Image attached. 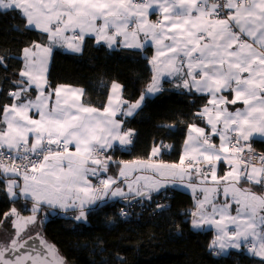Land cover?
Instances as JSON below:
<instances>
[{
  "label": "snow or ice",
  "instance_id": "6c2138e0",
  "mask_svg": "<svg viewBox=\"0 0 264 264\" xmlns=\"http://www.w3.org/2000/svg\"><path fill=\"white\" fill-rule=\"evenodd\" d=\"M154 5L162 19L150 23L148 12ZM9 12H17L25 28L46 34L48 46L30 42L21 50L24 68L9 92L13 102L0 105V175L10 197L33 201L32 216L24 218L16 208L4 213L6 218L15 217L16 231L11 239L0 242V264H64L51 246L47 251L51 262L39 252L33 255L28 251V240L21 235V221L24 227L36 224L42 204L78 210L75 219L82 220L89 206L97 202L129 194L151 199V193L166 189L169 179L183 182L193 172L200 185L209 184V176L211 184L199 189L203 197L197 200V212L192 213L193 227L215 225L218 236L213 245L219 244V252L246 246L249 254L264 264V191L257 193L241 186L264 189V153L251 146L256 138L264 141V0H0V14ZM139 33L155 43L150 62L157 75L125 115L131 116L149 96L162 91L159 77L165 72L182 77V86L189 91L195 89L211 98L195 114L206 119L205 127L189 125L178 165L143 161L123 164L119 176L126 180L136 170L152 173L135 176L137 184L145 182L147 192L134 189L128 182L126 193L114 187L117 180L112 177L100 179L98 185L89 179L108 171L112 162L106 155L109 150L117 144H132L134 133L124 131L115 119L119 104L113 105L110 97L103 114L84 107L75 92L68 97L70 89L48 91L46 73L54 45L80 53L87 37L112 47L122 36L125 47L140 48ZM6 59L0 54V66L6 67ZM120 87L113 83V94ZM34 90L37 94L33 98ZM237 103L244 107L229 111V106ZM214 136L219 137V147L212 142ZM160 150L153 148L152 155ZM16 160L20 163H14ZM222 161L230 170L218 177L216 166ZM186 162L188 167H184ZM188 186L197 189V185ZM221 191L224 200L217 203ZM233 205L235 215L231 214ZM164 207L157 205L158 209ZM120 215L126 213L121 211ZM229 225L234 228L231 235Z\"/></svg>",
  "mask_w": 264,
  "mask_h": 264
},
{
  "label": "trees",
  "instance_id": "16d2710c",
  "mask_svg": "<svg viewBox=\"0 0 264 264\" xmlns=\"http://www.w3.org/2000/svg\"><path fill=\"white\" fill-rule=\"evenodd\" d=\"M24 24L17 12L0 14V54L7 57L6 67L0 66V105L13 102L9 92L24 67L21 50L30 42L47 41L44 34ZM151 54V46L111 49L88 37L81 54L55 49L47 90L53 91L59 84L81 86L84 103L101 110L112 83L119 82L124 87V101L134 103L152 82ZM208 101L203 94L164 82L162 91L149 96L134 117L122 118L134 138L131 145L112 152L119 160L111 162L104 174L118 176L124 161L147 159L158 145L164 146V161L177 163L189 125L204 124L195 114ZM255 147L264 151V142L255 141ZM125 199L133 200L125 203ZM195 201L189 191L168 186L159 194L151 193V199L131 195L98 202L82 220H76L74 212H57L41 221L40 230L67 264H260V258L248 254L245 248L218 254L211 246L214 231L192 225ZM157 205L165 207L158 209ZM13 206L29 213L33 201L22 197L12 200L5 181L0 180V227L6 219L4 213ZM124 209L129 210L128 215L121 216ZM45 211L42 206L41 214Z\"/></svg>",
  "mask_w": 264,
  "mask_h": 264
},
{
  "label": "crops",
  "instance_id": "0c3cea01",
  "mask_svg": "<svg viewBox=\"0 0 264 264\" xmlns=\"http://www.w3.org/2000/svg\"><path fill=\"white\" fill-rule=\"evenodd\" d=\"M134 2H136V0H134ZM147 19H148V21H149L150 23H157L159 20L162 19V14L160 13L159 9L155 7V5H154V7H153L152 9H149ZM132 27L134 28L135 25H132ZM31 29H34V30L40 32L38 29H35V28H31ZM40 33H41V32H40ZM44 35L46 36V34H44ZM68 35H71V33H68ZM87 38H88V37H87ZM90 38H92V37H90ZM93 39H94V38H93ZM117 39H118V41H119L117 44H114L112 47H109V46H108V47L111 48V49H116V48H118L119 46H121V47H123V48L133 49V48L125 47V46L123 45L122 41H123L124 38H123L122 36H121V37H118ZM94 40H95V39H94ZM95 41H96V40H95ZM137 41L143 45V46L140 47L139 49H143V48H146V47H148V46H151V47H152V54H151V57H150V61H151V60H152V57L155 55V52H156V46H155V43L151 40L150 36H149L148 38H145V36H144L143 33H139V34H138ZM132 42H133V41L131 40V37H130V38H129V43H132ZM37 43H42V42H37ZM96 43H97V42H96ZM101 43H104V42H101ZM101 43H98V44H101ZM42 44H44L45 46H48V45H47V41H46L45 43H42ZM52 47H53V51H52V54H51V56H50V58L48 59V62H47V73H46L47 85H48V77H49V72H50V68H51V64H52V59H53V54H54L55 49L60 48V49H63L64 51H66V52H70L67 48H65V47H61V46H59V45H54V46H52ZM82 51H83V48H82ZM82 51H81L80 53H75V54H81ZM71 53H73V52H71ZM151 64H152V63H151ZM23 68H24V67H23ZM152 71H153V76L157 75L156 69L154 68L153 65H152ZM161 71H165V69H164L163 66H161ZM159 79H160V83H161L162 88H163V84H164V82H169L171 85H174L175 87H177V85H180L179 87H177V88H179V89L188 90V89H186V88H184V87L182 86V84H183V78L180 77V76H169V75H167L166 72H165V74L162 75V76H160ZM113 83H116V84L120 85L121 87H120V89H119L115 94H113V92H112V85H111V87H110V93H109L108 100H107V103H106L105 107H108V106H109V98L111 97V100H112L113 105H115V104H119V110L116 112L115 119H116L118 122L121 123V125H122V129H123L124 131L131 130V129H127L126 127H124V123H123L122 118H124V117H130V118H131V117H134V116H135V114L137 113V111H138L140 108L134 110V111H133V114H132L131 116L125 115V113L128 112V110H129V105L136 103L137 101H139L140 98H139L136 102H134V103H127L126 101H124V98H123V90H124L123 85H122L121 83H119V82H113ZM113 83H112V84H113ZM47 85H46V89H47ZM58 87H60V88L62 89V91H63V90H68V89H70L71 91L67 93V95H68L69 98H71L72 92H75L76 95L79 96V101H78L79 104L83 105L84 107H92V106H89V105H87V104L84 103V92H85V90H84L83 87H81V86H75V85H71V84H59L56 88H58ZM188 91H189V90H188ZM191 91H195V89H193V90H191ZM195 92H196V91H195ZM159 93H160V92H159ZM159 93H156V94H154V95H152V96H156V95L159 94ZM198 93H199V92H198ZM36 94H37V93H36V91L34 90V91L32 92V96H33V98L35 97ZM200 94H203V95L207 96L209 99L211 98L207 93H200ZM224 95H226V96L228 97V99H231V98H232V96H231L229 93H224ZM54 101H55V97L53 96V98H52V102L54 103ZM121 102H122V103H121ZM143 103H144V102H143ZM143 103H142V104H143ZM142 104H141V106H142ZM243 107H244V106H243L242 103H237L235 106H229V111H234L235 108H243ZM92 108H94V107H92ZM96 109H97V108H96ZM98 110H99V112H100L101 114H103L104 109H101V110L98 109ZM34 118H38V117L34 116ZM203 121H204V124H202V125H200V124H195V125L198 126V127H205V125H206V119L203 120ZM131 131L133 132V130H131ZM206 131H210V129L206 128ZM133 133H134V132H133ZM188 133H189V130H188V132H187V135H186L185 141H186V139H187V137H188ZM133 138H134V135H133V137H132V140H133ZM255 141H258V142H264V141H261L259 138H256V139L252 140V142H251V146L253 145V143H254ZM212 142H213L217 147H219V145H220V140H219V137H218V136H214V137L212 138ZM117 147H121V146H119V145L117 144L113 149H111V150H109V151L107 152V153H108V156L111 157V160H112L113 163H117V161L119 160V159H117V158L112 154V152H113ZM157 147H160V149H161L160 152H159L157 155L153 156V155H152V152H151V155H150L147 159H142V160H139V159H138V160L124 161L123 164H131V163L136 162V161H145V163H150V164L164 163V164H177V165H178V164L180 163V160H179L177 163H169V162L164 161V160L161 158V152H162L163 148H161L160 145L155 146L154 148H157ZM253 147H254V146H253ZM121 148H122V147H121ZM184 148H185V142H184V145H183V149H182V153H181V155L184 153ZM255 148H257V147H255ZM258 149H259V148H257V150H258ZM260 150H261V149H259V151H260ZM70 151H73V152H74L75 149H74V148H71ZM261 152L264 153L263 150H262ZM125 162H126V163H125ZM122 166H123V165H122ZM122 166H120V169L118 170V172H120ZM184 167H188V166H187V165H184ZM200 167L203 168L204 165L201 164ZM229 170H230L229 165H228L226 162H223V161L220 162V163H218L217 166H216V171H217V176H218V177H223L224 174H225L226 172H228ZM111 175H113V174H111ZM137 175H140V176H151L152 173H151L150 170H148V171H140V170H136V171H134V172H130V176L127 178V180H126L124 177H120L119 174H118V176H116V178L118 179V180H117V185H114V187L119 186V187H121V188L127 193V192H128L127 183H128V182H131V183H132V186H133L134 189H135V188H139L140 191L147 192V189L144 187V183L137 184V183L135 182V176H137ZM0 176L2 177L3 175H0ZM109 176H110V175H109ZM3 177H4V176H3ZM110 177H112V176H110ZM9 178H15V177H9ZM89 179L91 180V183L94 185V178H93V177H90ZM4 181H5V178H4ZM19 183H20V186L23 187V179H22V176L19 177ZM166 183H167V187H168V186H172V187H177V188L184 189V190H186V191L188 190L189 192L192 193V195L194 196L196 202H197L198 199H202V197H203V193L199 190L200 187L211 186V184H210V176H209V184L200 185L199 180L196 179V174H195V172L192 173L191 178H189V177L186 176L183 182L179 181V179H177L175 182H173L171 179H169ZM190 183L193 184V185H197V189H196V191H192V188L188 186ZM186 186H187V187H186ZM241 186L244 187V188H252V190H253V191H256L257 193H259V192H261V191H264V189L256 190V189H255L256 187H253V186L250 185V184H242ZM182 187H183V188H182ZM220 187H221V190H222L223 185H221ZM15 191L19 192V189H15ZM131 195L136 196V195H134V194H129V195L125 196V197L131 196ZM9 196H10V195H9ZM21 197H22V198H25V197H23V196H18V198H21ZM10 198H11L12 200L17 199V198H12V197H10ZM117 198H120V197H114V198L106 199L105 201H107V200H111V199H117ZM121 198L124 199V197H121ZM28 199H31V198H28ZM223 200H224V196H223L222 191H221V194L218 195L217 198H216V202H217V203H221ZM97 203H98V202H97ZM42 206L45 207L46 211L43 212V213L41 214L40 210H41ZM89 207L91 208V207H93V206H89ZM235 207H236V206L233 205V209L231 210V214H232V215H235V214H236V213H235ZM12 208H16V207L13 206ZM12 208H11V209H12ZM16 209H17V208H16ZM31 209H32V207L30 208L29 213H32ZM17 210H18V209H17ZM47 210H48V211H47ZM18 211H19V210H18ZM87 211H88V210H86V213H87ZM57 212H61V213L74 212V213L77 214V216L79 215V211H78V210H77V211H73V210L70 209V208H69L68 210H64V209H61V208H58V207H57V208H51V207L47 206L46 204H42V205L40 206L39 211L36 213V216L38 217V216L40 215V216H41V219L38 221V223H37V225H36L34 231H31L30 233H28V234H26V235H22L23 238L26 237V236H29V235H31V234H33V233H35L38 229H40L41 221H43V220H44V221L47 220V218H48L49 215L51 216L52 214H56ZM193 219H194V218H192V224H193ZM217 219H219V217H217ZM228 227H229V235H231V233H232V231L234 230V228H233L232 225H229ZM196 229H212V230L214 231V239H213L212 242H214V241L217 240L218 230L216 229L215 225H213V224H205L203 227H201V228H196ZM27 230H28V229H23V232H22L21 234H24ZM14 235H15V234H14ZM14 235H11V238H12ZM11 238H10V239H11ZM211 246H212V244H211ZM212 247H213V249H214L216 252H219V244H218V243L215 244V245L212 246ZM242 248H245L246 252L249 254V252H248L246 246H242V247L239 248V249H242ZM231 250H238V249H237V248H228V249H225L223 252H219V254H220V255H225V254H228Z\"/></svg>",
  "mask_w": 264,
  "mask_h": 264
},
{
  "label": "water",
  "instance_id": "95a60500",
  "mask_svg": "<svg viewBox=\"0 0 264 264\" xmlns=\"http://www.w3.org/2000/svg\"><path fill=\"white\" fill-rule=\"evenodd\" d=\"M133 199H125L124 202H129L132 201ZM29 237H31V239H29ZM25 240H28V243L30 245V247L28 248V251L32 252V254L34 255L36 252L41 253L48 261H52L53 258L51 256L47 255V251H48V247L51 246L52 248L55 249V252L57 254V256L62 259L64 261V264L66 263L65 258L63 257V255L59 252V250L53 245L51 244L47 238L42 234V231L40 229H38L35 233L24 237Z\"/></svg>",
  "mask_w": 264,
  "mask_h": 264
},
{
  "label": "rangeland",
  "instance_id": "374dc122",
  "mask_svg": "<svg viewBox=\"0 0 264 264\" xmlns=\"http://www.w3.org/2000/svg\"><path fill=\"white\" fill-rule=\"evenodd\" d=\"M143 162H145V161H143ZM112 178L115 179V180H118L116 177H112ZM140 183H145V182L144 181H140L138 184H140ZM192 191H193V189H192ZM195 203H196V207H194L192 209L193 213L197 212V202L195 201ZM19 213L24 218H27V217L33 215V213H25V212H21V211H19ZM40 219H41V216L40 215L38 217L36 216L37 223H38V221ZM13 220H15V217H8V218H6L5 221H4V223H3V225H2V227H0V242H4V241L9 240L11 238V235H14L15 234L16 229L13 226ZM37 223L34 224V225H28L27 227H24L23 226V222L21 221V227H23V229H28L24 234H21V235H26V234L30 233L31 231H34ZM212 246H214L213 245V242H212Z\"/></svg>",
  "mask_w": 264,
  "mask_h": 264
},
{
  "label": "built area",
  "instance_id": "2783aa9c",
  "mask_svg": "<svg viewBox=\"0 0 264 264\" xmlns=\"http://www.w3.org/2000/svg\"><path fill=\"white\" fill-rule=\"evenodd\" d=\"M253 149H254L256 152H258V153H263V152L257 150L256 148H253ZM69 150H71V148H70ZM106 155L108 156V153H107ZM102 158H103V157H102ZM4 162H5V163H9V161L7 160V158H5V161H4ZM14 163L19 164L20 161H19V160H16V161H14ZM185 165H187V162L185 163ZM187 166H188V165H187ZM107 178H108V175L102 173V174L99 176V178H94V185H98L100 179H107ZM0 180H4V177H3V176H2V177L0 176ZM121 211H124V212L126 213V215H128V214H127V213L129 212L128 209H124V210H121ZM120 213H121V212H120Z\"/></svg>",
  "mask_w": 264,
  "mask_h": 264
}]
</instances>
